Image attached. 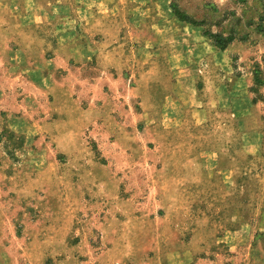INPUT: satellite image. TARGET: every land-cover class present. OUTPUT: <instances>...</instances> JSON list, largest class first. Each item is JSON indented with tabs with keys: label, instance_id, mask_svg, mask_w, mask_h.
<instances>
[{
	"label": "rangeland",
	"instance_id": "obj_1",
	"mask_svg": "<svg viewBox=\"0 0 264 264\" xmlns=\"http://www.w3.org/2000/svg\"><path fill=\"white\" fill-rule=\"evenodd\" d=\"M17 1L0 264H264V0Z\"/></svg>",
	"mask_w": 264,
	"mask_h": 264
},
{
	"label": "crops",
	"instance_id": "obj_2",
	"mask_svg": "<svg viewBox=\"0 0 264 264\" xmlns=\"http://www.w3.org/2000/svg\"><path fill=\"white\" fill-rule=\"evenodd\" d=\"M2 2L3 1L0 0V25L1 26L3 25V21L7 20V18H4V17L7 16L8 11L10 10V8L13 7V6L15 7V4H17L18 1L17 0H9V2L4 3L5 7H8V10L6 9V13H5L4 8H2V5H1ZM3 13H5V15ZM20 25H22V24H20ZM25 25H27V24H25ZM50 43H52L54 45V42L49 41V39H45L43 41L42 48H44V49L48 48V45H50ZM0 45H1V42H0ZM54 48H55L54 49L55 52L59 51V49H58L59 46L58 45L55 46ZM5 51H6V49H5ZM5 53L9 54V55L5 56L3 54H0V56H4V58L10 57L11 51L8 50ZM73 53H74L73 55L81 57V54L79 52H76V50H74ZM42 79H43V82H44L42 87L46 90V93L47 94L51 93V95H53V98H54V100H53L54 103L53 104H54V108H55L56 112L60 115L61 118H63L64 115L65 116L70 115L71 112H72V109H73V105H72V101H71L72 100L71 99L72 90L70 89V87L67 86L64 82L56 80L53 77V73H52V75L51 74H48V75L43 74L42 75ZM69 125H68V128H69ZM72 126L75 129L74 124ZM59 134L56 135L57 138H60Z\"/></svg>",
	"mask_w": 264,
	"mask_h": 264
}]
</instances>
